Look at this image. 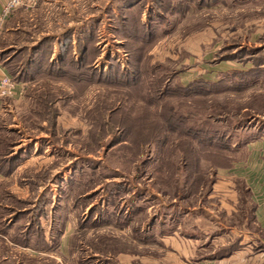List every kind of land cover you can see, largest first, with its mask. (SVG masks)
<instances>
[{
  "label": "rangeland",
  "instance_id": "rangeland-1",
  "mask_svg": "<svg viewBox=\"0 0 264 264\" xmlns=\"http://www.w3.org/2000/svg\"><path fill=\"white\" fill-rule=\"evenodd\" d=\"M51 2L1 43L26 87L0 119V264H121L219 217L216 180L264 132V0Z\"/></svg>",
  "mask_w": 264,
  "mask_h": 264
},
{
  "label": "crops",
  "instance_id": "crops-1",
  "mask_svg": "<svg viewBox=\"0 0 264 264\" xmlns=\"http://www.w3.org/2000/svg\"><path fill=\"white\" fill-rule=\"evenodd\" d=\"M5 1L0 0V11ZM47 4H52L51 0H40L39 8ZM25 19V11L22 9H15L8 16L5 30L3 29L0 37V51L1 43L10 27ZM5 72L12 75L7 65L0 60V79ZM24 86L26 87L25 82L17 81L18 94L15 97L0 95V119L5 115L11 102L21 98ZM229 172L216 180L214 193L210 195L220 199L219 217L212 211L188 213L191 220L184 216L176 229L160 236L155 234L156 237L151 239V246L154 247H151L150 253L120 251L118 254L120 263L264 264V132L241 149L237 161L230 166ZM240 184L249 191L252 205L251 222H245L243 217L238 216L242 211L238 186ZM209 237L212 248H220L221 252L218 255L208 254L209 249L206 248L204 240ZM22 249L25 248L17 250L27 253ZM10 257L5 254L3 259L9 261Z\"/></svg>",
  "mask_w": 264,
  "mask_h": 264
},
{
  "label": "built area",
  "instance_id": "built-area-1",
  "mask_svg": "<svg viewBox=\"0 0 264 264\" xmlns=\"http://www.w3.org/2000/svg\"><path fill=\"white\" fill-rule=\"evenodd\" d=\"M39 1L40 0H6L0 11V34L4 29L8 16L15 9H32L37 6ZM24 87L21 90V95L25 89ZM17 94V81L14 80L11 74L5 72L0 79V95L5 97H15Z\"/></svg>",
  "mask_w": 264,
  "mask_h": 264
},
{
  "label": "trees",
  "instance_id": "trees-1",
  "mask_svg": "<svg viewBox=\"0 0 264 264\" xmlns=\"http://www.w3.org/2000/svg\"><path fill=\"white\" fill-rule=\"evenodd\" d=\"M5 30V29H4ZM4 30L2 31V33L0 34V37H1V35L3 34V32H4ZM0 60L2 61V63H4V65H7V61L5 62L4 61V59L2 58V55H1V51H0ZM12 76H13V78H14V80L15 81H21L20 79H17V77L16 76H14L13 74H12ZM17 79V80H16ZM22 82H24V81H22ZM26 84V83H25ZM251 139H253V137L251 138ZM251 139H249V140H251ZM236 151H237V149H236ZM244 186V185H243ZM245 187V186H244ZM246 189V188H245ZM246 193L248 194L249 193V191L246 189ZM252 211V210H251Z\"/></svg>",
  "mask_w": 264,
  "mask_h": 264
}]
</instances>
